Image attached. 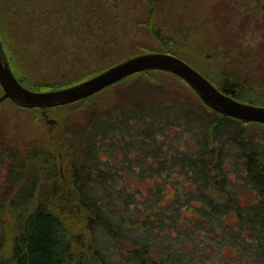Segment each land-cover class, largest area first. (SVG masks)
Here are the masks:
<instances>
[{
    "label": "trees",
    "instance_id": "1",
    "mask_svg": "<svg viewBox=\"0 0 264 264\" xmlns=\"http://www.w3.org/2000/svg\"><path fill=\"white\" fill-rule=\"evenodd\" d=\"M178 1L0 0V37L23 72L19 80L24 86L34 91L60 89L135 54L164 52L187 60L179 51L191 37H180L177 30L185 23L175 9ZM130 23L131 28L146 31L144 37L155 39L160 48L131 36ZM61 30L72 43L61 39ZM152 72L135 74L142 80L138 84L149 85ZM230 73L221 85L203 74L226 94L255 104L244 92V81L234 71ZM147 89L139 88L140 92ZM103 91L76 103L90 101L95 107L93 99ZM130 93L126 103L105 114L94 113L107 124L99 120L93 124L84 138L89 146L81 153L82 161H73L65 177L56 170L67 158L54 157L58 148L61 153L65 148L64 143L62 147L56 143L57 136L62 139L65 134L61 131L46 136L42 150L27 153L34 165L27 177L23 176L24 163L11 167L14 188L7 195L5 210L11 220L17 215L21 229L0 233V264H225L212 254L227 246L236 250L238 261L233 264H264V147L256 145L255 136L245 130L248 125H263L221 115L206 104L202 106L210 116L207 123H197L199 110L194 106L186 111L185 121L181 112L176 114V103L156 109L135 97L136 92ZM171 98L184 101L176 95ZM61 107L65 106L56 109ZM153 109L157 119H152ZM136 120L145 124L143 129L134 127ZM186 122L190 129L194 126V132L200 129L196 126L205 127L206 138L205 144L198 143L197 149L184 153L171 148L167 133L161 138L158 133L167 125L178 127ZM159 124L164 128L157 131ZM107 126V131L100 129ZM137 141L145 151H140ZM213 143L219 148L210 147ZM104 146L108 156L124 155V163L118 159L104 167L98 156L105 152ZM233 147L238 152L231 156L241 168L234 172L241 180L231 188L232 171L224 154ZM134 149L144 157V168L136 170L135 159L125 157ZM12 153L19 158L18 152ZM132 180L141 186L132 188ZM170 186L174 191L168 201ZM238 186L255 193L257 200L243 206Z\"/></svg>",
    "mask_w": 264,
    "mask_h": 264
},
{
    "label": "rangeland",
    "instance_id": "2",
    "mask_svg": "<svg viewBox=\"0 0 264 264\" xmlns=\"http://www.w3.org/2000/svg\"><path fill=\"white\" fill-rule=\"evenodd\" d=\"M178 4V8L175 9H178L177 13L183 18L182 21H185V23L182 30L178 28L177 30L180 33L179 35H181L180 37L182 35L183 37H185L184 35L191 37L186 41L188 43L184 45L183 50L179 51L180 55L197 65L203 73L214 79L218 85L223 84L225 77L234 71L236 77L245 83V94L253 97L255 102L253 105L264 106V0H179ZM129 26L127 31L131 36L144 41L146 44H152L154 49L160 48L159 43L155 39H151L150 36L144 37L146 31H139L135 26L131 28V23ZM66 33L62 30L60 31L61 39L68 44L72 43ZM52 44L53 47L56 45V43ZM6 50L16 77L22 79L23 72L16 67L12 55L7 48ZM130 57L127 56L126 58ZM136 76L122 80L115 87L112 85V89H107L100 93L93 99L96 102L95 104H97L95 107L90 104V101L68 104V106L64 105L65 107H61V109H56V107L51 109L22 108L8 99L0 101V233H9L14 228H18L19 232L21 229V221L16 217L17 215L13 214V219L11 220L12 215H8L7 210H5L7 209V204H5L7 195L12 192L13 189L11 190V187L14 188L10 183L11 167L24 163L23 166L26 167V172H23V176L24 178L25 176L27 177L30 166L31 169L34 168V165L30 164V158L29 156L27 157V153L29 155L33 150H42L43 139L49 134L60 131L65 133L62 139L59 136L56 138V143L59 147H62V143L65 144L63 153L60 152L59 148L54 152L56 159L59 157L67 158L66 162L68 163L65 162L63 164V161L60 165L58 163L59 166L56 170L57 173L59 171V175L61 174L60 177H65L68 167L72 168L73 161H82L81 153L89 146V143L87 144L84 138H86V134L91 130L93 124L98 120L99 124H107L104 117L100 116L98 119L99 115H94V113L105 114L110 111V108L126 103V99L131 98L130 91L132 93L136 92L135 97H142L155 108L176 103L179 106L175 110L176 114L181 112L179 116L184 118L182 120H185L186 111L189 110V107L194 106L199 110V114L195 115L198 119V122L197 119L196 122L204 124L209 121L210 116L202 106L205 103L187 83L178 79L177 76L167 72L153 71L150 78L147 79L149 85L145 86L141 85L142 80H139ZM139 81L141 84H138ZM146 86L149 89L140 92L139 88ZM3 95V88L0 85V96ZM175 95L184 101H174L171 96ZM180 107L181 109L179 110ZM156 109H153L156 114L153 115L152 119L159 117ZM43 110L45 114H43ZM167 118L169 121L170 116L167 115ZM159 121L163 122L162 120ZM114 122L112 123L113 125L115 124ZM108 124L111 123L108 122ZM181 124L178 127L167 125V128L159 124L156 130L161 127L164 128L158 133L160 138L164 137V133H167L171 138V148H180V152H192L197 149L198 143H201V145L205 144V127L202 125L196 126V128L200 129L199 131L195 130V133L194 126L190 129L187 122L186 125ZM133 125L138 130V128L143 129L145 124H139V120H136ZM106 128L108 126L100 129L107 131ZM118 128L119 123L114 126L115 130ZM131 129L132 132L128 136H130L129 141L132 142L133 128ZM245 130L249 132L250 136H255L254 143L256 145L264 147V125H248ZM136 133L135 131L134 134L136 136L141 135ZM58 140H61L60 143ZM136 143L140 147V151H145V148L140 145L141 142L137 141ZM91 145L93 146L94 142H91ZM211 146L216 149L219 148L218 143H213ZM12 151L18 152L19 158L13 156ZM104 151L106 152L105 146ZM105 152L98 155L100 159L104 160V167L108 164H113L118 159L122 160L124 157L121 153L115 156H108L107 152ZM114 152H116V149ZM226 152L227 156L224 154V157L228 159L227 166L232 171L230 181L232 188L241 180V175L236 174L234 170L240 171L241 168L231 156V154H237L236 148L233 147L231 152L230 149ZM125 157L135 159L132 165L136 170L140 166L141 168L146 166L142 162L144 157L140 158L136 150L132 152V155ZM120 163L123 164L124 159ZM49 167L51 168V165ZM39 175L40 178L44 177L42 173ZM131 185L132 188L136 189L141 186V183L132 180ZM147 186L145 185V187ZM222 187H226V185L222 184ZM237 188L240 191L239 200L243 206L251 205L257 200L256 196H254L255 193L252 191H247L242 186ZM168 190L170 192L167 196L169 198L168 201H170L174 190L171 186L168 187ZM231 221H234L232 224L236 226L234 217ZM231 221L228 220V222ZM105 245L107 244L105 243ZM99 246L102 247L103 243L101 242L100 244L99 242ZM212 256L217 261H223L225 264H233L234 260L238 261L236 250L231 246L224 247L219 254L214 252Z\"/></svg>",
    "mask_w": 264,
    "mask_h": 264
},
{
    "label": "water",
    "instance_id": "3",
    "mask_svg": "<svg viewBox=\"0 0 264 264\" xmlns=\"http://www.w3.org/2000/svg\"><path fill=\"white\" fill-rule=\"evenodd\" d=\"M145 71L171 73L195 92L213 111L240 121L264 125V106L237 100L218 88L186 60L170 53L149 52L125 59L79 83L47 91H34L16 77L0 37V85L4 95L22 108L51 109L87 99L120 81Z\"/></svg>",
    "mask_w": 264,
    "mask_h": 264
},
{
    "label": "flooded vegetation",
    "instance_id": "4",
    "mask_svg": "<svg viewBox=\"0 0 264 264\" xmlns=\"http://www.w3.org/2000/svg\"><path fill=\"white\" fill-rule=\"evenodd\" d=\"M6 47V46H5ZM6 53H7V50H6ZM7 56H8V54H7ZM9 59V58H8ZM10 61V60H9ZM20 81V80H19ZM21 82V81H20ZM4 92V91H3ZM2 96H0V98H1ZM8 100H10V99H8ZM43 112V114H45L44 113V110L42 111Z\"/></svg>",
    "mask_w": 264,
    "mask_h": 264
}]
</instances>
